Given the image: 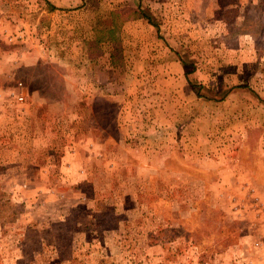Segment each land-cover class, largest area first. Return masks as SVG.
<instances>
[{"label":"rangeland","instance_id":"obj_1","mask_svg":"<svg viewBox=\"0 0 264 264\" xmlns=\"http://www.w3.org/2000/svg\"><path fill=\"white\" fill-rule=\"evenodd\" d=\"M0 264H264V0H0Z\"/></svg>","mask_w":264,"mask_h":264},{"label":"crops","instance_id":"obj_2","mask_svg":"<svg viewBox=\"0 0 264 264\" xmlns=\"http://www.w3.org/2000/svg\"><path fill=\"white\" fill-rule=\"evenodd\" d=\"M44 52V54H46V53H48V51L47 50H43ZM42 53V52H41ZM49 54H50V52H49ZM44 61V60H43ZM93 67H95L96 69H97V67H99V68H102V64H100V63H97V62H95V65L93 66ZM102 79V77H99V78H97L96 79V81H94V86H96V88L94 87V89H97V90H102V83H104V82H106L107 81V79L106 80H101ZM107 84H108V81L106 82Z\"/></svg>","mask_w":264,"mask_h":264},{"label":"trees","instance_id":"obj_3","mask_svg":"<svg viewBox=\"0 0 264 264\" xmlns=\"http://www.w3.org/2000/svg\"><path fill=\"white\" fill-rule=\"evenodd\" d=\"M135 12L137 13V16H138V17H146V18H149V17L145 14V12H143L140 8L135 9ZM149 19H150V18H149ZM150 21H151V19H150Z\"/></svg>","mask_w":264,"mask_h":264}]
</instances>
